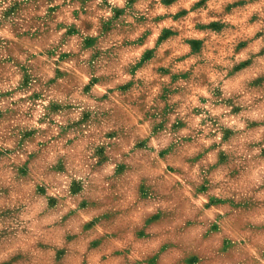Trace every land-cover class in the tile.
I'll return each instance as SVG.
<instances>
[{
    "label": "rangeland",
    "instance_id": "obj_1",
    "mask_svg": "<svg viewBox=\"0 0 264 264\" xmlns=\"http://www.w3.org/2000/svg\"><path fill=\"white\" fill-rule=\"evenodd\" d=\"M187 2L123 0L121 6L120 0H60L59 3L57 0H0V252L9 249V241L16 244L20 240L26 243V240L30 245L37 243L39 246L33 247L32 261L21 264H100V256L112 254L115 244L112 242L106 252L98 250L102 242L91 241L92 237L74 240L67 245L65 232L71 239L76 237V231L61 229V225L66 218V208L75 210L83 203V207L93 210L102 206L104 200L114 198L112 206L147 209L153 213L154 221L162 213L168 214V219L157 230V237L167 238V246L171 250L165 256V264H183L179 260L182 250H201L209 255L207 261L199 262L192 258L186 264H262L264 230L253 250L250 247L244 249V201L248 197L250 209L260 203L262 213L259 218H262L264 227V115L258 110L264 104V71H257L261 59H264V39L260 38L264 36V30L256 29L251 35L239 34L238 24L243 21V16L228 19L250 4L252 12L247 23L251 27L260 19L259 9L255 6L257 0H223L220 10L209 8L212 0H194L190 10L196 15L190 19L189 9L183 6L175 14L149 15L158 3L167 9ZM215 2L221 3V0ZM142 5H147V8L142 9ZM205 10L206 14H202ZM169 18L173 24L160 23ZM54 35H59V43L50 46ZM144 44L149 46L140 51L136 63L125 66L126 71L139 80L120 83L117 90L127 101L136 84L144 88L145 80H152L157 75L170 77L168 81L150 82L152 86L159 84L155 102L150 107L147 101L150 88L131 100L132 106L144 114L145 120L151 121L152 134L161 141L168 139V133L174 137L181 131L186 132L180 137L179 144L172 142L158 152L161 159H175L180 146L195 144L203 131L192 127L194 118L207 111L200 108L206 100L203 101L202 93L198 95L197 91L211 79L205 71L197 73V67L204 66V60L200 58H215L220 51L227 50V45L232 47L234 54L229 59L236 61V57L243 54L228 70L229 77H243L240 82L243 91H234L225 97L217 88L212 101L215 107L208 106L213 112L217 107L229 109L220 113L223 122L220 117L208 118L213 130L207 133L206 138L219 136L220 139L188 160L195 163L206 156L210 160L206 172L205 165H201L203 181L195 186L197 193L214 191L223 185L220 194L211 195L204 205L208 209H218L214 230L221 228L228 211L236 220L233 234L223 239L215 238L210 247L212 250H208L205 242L197 240V230L185 234L180 230L181 222L185 219L192 221L193 208L196 207L180 191L178 183H171L163 171L158 170L157 162L147 157L152 149L148 148L146 139L136 138L133 149L137 154L135 161L129 160L127 154L123 160L116 161L115 153L122 143L130 141L131 130L123 123L124 114L110 106L106 93L97 97L96 108L85 107L78 119L73 116L78 107L71 99L74 94L80 91V95L92 96L93 85L109 83L112 76H93L91 80L84 81L80 90L79 79L69 69L70 61H75L78 67L86 65L89 72L96 73L127 55H134L136 49ZM64 45L72 48L62 50ZM258 47L259 52L248 51ZM29 48L35 51L30 52ZM172 53L176 54L173 61L165 64ZM57 54L59 58L52 60ZM85 54L87 58L82 59ZM22 56L26 58L21 60ZM44 56L48 60L40 59ZM44 69L52 73L48 80L41 75ZM16 76L20 79L15 89L3 87ZM38 86L39 90H34ZM17 91L31 92V95L21 96L19 101L11 100ZM46 92L55 98L39 122L49 120L55 123L54 115L68 121L59 136L53 135L51 140L46 138L50 129H40L31 123L36 102L44 98ZM28 101L32 104L25 108ZM188 108L191 110H186ZM102 123L115 126L104 133L109 143L95 146L93 157L96 162L89 165V172L98 173L107 163L117 162L115 172L99 182L91 175L77 179L74 161L68 155L55 154L53 141H59L69 133H75L74 139L78 140L86 129L100 128ZM240 124L244 127L240 128ZM72 143L73 139L67 141V145ZM257 149L259 151L254 152ZM163 167L169 173L182 171L172 164H164ZM212 173L222 175L224 180L216 183L210 179ZM251 175L255 179H251ZM50 223L58 226L49 232L47 226ZM28 224L32 227L30 230L27 229ZM166 228L167 232L162 234ZM145 233L141 231L142 236ZM136 247L154 249L155 243H137ZM246 249L249 255L253 254L256 259L258 256L259 261L244 262ZM64 255L67 256L65 260ZM7 258L2 260L3 264H12Z\"/></svg>",
    "mask_w": 264,
    "mask_h": 264
},
{
    "label": "clouds",
    "instance_id": "obj_2",
    "mask_svg": "<svg viewBox=\"0 0 264 264\" xmlns=\"http://www.w3.org/2000/svg\"><path fill=\"white\" fill-rule=\"evenodd\" d=\"M59 3L60 0H57ZM121 6L123 5V0H120ZM194 2V0H188L187 3H184L183 5H174L170 8H164L159 3L156 6L155 11H152L149 13L150 16L154 17L156 15L165 13V12H171L175 14L178 9L183 6L184 8L189 9V19L196 15L195 12H192L191 4ZM223 3V0H221V3H216L215 0H212V2L209 4V8L212 9H221V4ZM259 11L257 12L260 19L256 21L255 23L251 24V27H249V24L247 21L249 20V16L252 12V7H250V4L245 5V8L241 10L237 15L229 16L228 19H234L237 16H243V21L239 23L240 30L237 32L239 34H245V35H251L253 34L256 29L264 30V0H257V3L255 5ZM142 9H146L147 5H142ZM207 10L204 11L202 14H206ZM111 13L109 12L108 15ZM163 25H171L174 23V21L171 20V18L161 21L160 22ZM188 27L191 28V23L188 24ZM4 35H7V33H4ZM136 35H139L137 33ZM261 39H264V36L260 37ZM59 43V35H54L51 39L50 46L53 44ZM26 47L27 44H25ZM149 45L144 44L141 45L136 51L134 52V55H127L122 60H120L118 63H115L114 65L102 69L101 71H98L96 73H91L87 70L86 65L82 67L76 66L75 61H70L69 63V69H71L74 73V75L79 79L81 83V89L83 87L84 81L91 80L93 76H99L102 74H107L112 76V79L109 83H98L94 84L91 91L93 93L92 96H83L80 95V91H77L74 96L71 98L72 102L77 104L78 107L75 109L73 116L74 118H79L80 114L84 111L85 107L90 108H96L98 104L97 97L104 96L106 93L107 96L110 98L111 104L110 106L112 108H116L120 110L124 114V121L125 127L129 130H131V139L128 143L121 144V148L118 152L115 153L116 161L123 160L125 158L124 154H127V158L129 160L135 161L137 159V154L133 152V149L136 145V138L139 137L140 139H146L148 141V148L152 149V151L148 152L146 155L147 157L154 159L158 164V170L163 171V174L168 177V180L173 183L180 186V191L187 197L189 203L202 210L206 211L204 209V205L209 202L208 198L215 194L218 195L221 192V188L223 185L221 184V187L216 188L214 191H209L207 193H197L195 186L202 183L203 176L201 175V165H205L204 171H207V165L210 163V160L207 158H202L201 160L196 161L195 163H189L188 160H190L193 156H195L197 153L204 151L205 149H208L214 142V140H219L220 137L217 136L215 138H206L207 133L210 130H213L211 128V121L208 119L209 116L212 117H220L221 121L223 122V118L220 116L221 112H227L229 109H226L224 107H217L216 111L213 112L208 106L212 105L215 107L212 103L214 96L213 93L215 89L220 88L223 95L225 97H228L232 94V92L237 91L241 92L243 91V88L241 86V80L243 79L242 76H236V77H229V68L237 61L240 60L243 56L241 54L240 56L236 57V61H233L229 59V57L233 56L232 47L230 45H227L226 51H220L215 58H200L204 60V66L203 67H197V73L200 71H205L207 75H211V79H209V83L200 86L197 94L199 95L202 93L201 98H203V101L206 100V103H202L200 108L206 109L207 111H202L199 116H196L194 118V122L192 123V127L195 129H202V133L199 137V139L196 141L193 145H182L179 148V151L176 154L175 159L172 157H166L165 159H161L158 155L159 151H162L163 149L167 148L170 143L175 142L179 144L180 137L185 135V131H181L180 133L175 134L173 137L172 133H168V139H165L161 141L157 136H154L152 134L151 130V121L145 120L144 114L140 112L137 108L132 106L131 100L134 99L136 96H138L141 92L146 91L150 88V94L147 97V101L149 104V107L155 102V96L157 94V86L159 84H156L154 86L150 85V82L153 80H161V81H168L170 79L169 76L161 77L160 75H157L152 80H145V87L141 88L139 84H136L134 88L132 89V92L130 94V99L125 101L123 96H121L120 92L117 90V86L120 83H128L132 80H139L137 76H133L132 73L126 71L125 66L128 64H135L136 61L139 59V53L143 49L147 48ZM153 47L155 45H152ZM65 48L71 49L72 47L69 45H64L63 49ZM29 51H35V49L29 48ZM163 51V49H161ZM248 51H254L259 52V47L256 49H249ZM38 55V53H37ZM175 53H172L171 56L167 58L165 61L166 63H170L173 61V57H175ZM26 56L20 57L21 60H24ZM59 58V54L57 56L53 57L52 60H56ZM87 54H85L82 59H86ZM42 60H48L47 56L40 57ZM49 65H51V61H49ZM219 66V67H217ZM139 71V70H138ZM257 71H264V59H261V66L257 69ZM44 80H48L52 73L50 71H47V69H44V71L41 73ZM20 77L16 76L13 80L10 81V83L4 85V88L7 89H15L17 87V82L19 81ZM39 90V86L37 89ZM28 95H31V92H16L12 97H10L11 100L19 101L20 97H26ZM54 95L48 94L47 92L44 95V98H41L36 102L35 110L33 112V119L31 121L32 125L35 127H38L40 129H50V132L47 135V139L51 140L52 136H59L60 130L62 127H66L68 121L66 119H62L60 115H54L52 119L55 121V123H50L49 120H44L43 123H40L42 117L45 116L46 107L49 105V103L54 99ZM60 99H64L63 97H60ZM192 99V91L191 94L188 96V100L191 101ZM251 102V101H249ZM108 102H105L107 104ZM32 104L31 101H28L27 104L24 105L25 108L29 107ZM192 104V103H191ZM190 111L191 109H186ZM261 111V114L264 115V104L261 105V107L258 109ZM202 121H205V123H202ZM115 125L108 126L104 123H102L100 128L96 127H90L84 131L83 137L76 140L74 139L75 133H69L67 136L63 137L59 141H53V148L55 149V154L57 155H68L71 157V159L74 161L73 167L75 169V174L77 179H83L87 175H91V177L96 181H101L102 178L106 175H113L115 172V169L117 167V162H109L107 163L102 171L98 173H90L89 172V165L96 162L95 158L93 157V153L95 152V146L99 144H106L109 143L107 138L104 137V133L107 131H111L112 127ZM240 128H243L244 125L240 124ZM190 131V130H187ZM91 134V135H90ZM69 139H73V143L71 145H67V141ZM67 145V147H65ZM11 147V145H8ZM218 151V150H217ZM259 150H254V152H258ZM208 155H211L210 153ZM164 164H172L174 167L181 169L182 171L172 172L169 173L166 168L163 167ZM251 179H255L254 176H250ZM210 179L214 180L216 183H221L224 180V177L222 175H217V173H212L210 175ZM104 183H107V181H104ZM36 227V225H33ZM21 246L19 244H14L11 248H9L7 251L0 252V261L3 259H6L11 252L15 250L16 247ZM262 264H264V261H262Z\"/></svg>",
    "mask_w": 264,
    "mask_h": 264
},
{
    "label": "crops",
    "instance_id": "obj_3",
    "mask_svg": "<svg viewBox=\"0 0 264 264\" xmlns=\"http://www.w3.org/2000/svg\"><path fill=\"white\" fill-rule=\"evenodd\" d=\"M82 197L83 194L80 196L81 201H83ZM108 200H104L102 206L93 210L83 207L82 202V205H80V207L76 208L75 210L66 208V218L64 217L62 221L63 223L61 225V229L65 228L66 230L76 231V234L74 235L76 237H73L74 239H70L69 235L66 234L67 232H65V243L67 245H71L74 240H86L92 237L91 241L97 240L102 242L98 250L100 252H106V250H109L108 248H110L109 246L113 242L116 248L113 250L112 254L109 251L108 255L105 253L102 254L98 259V263L100 264H165V256L171 250L168 249L167 238L162 239V237H157V230L158 228H161L164 221L168 219V217H166L168 214L162 213L161 217L154 221L153 213L148 212L147 209L139 208L131 210L130 208L115 207V205H111V203H115L114 198L111 201L110 199ZM245 200L244 237L246 239V245H244V249L246 247H250L253 250V248L256 247L255 242L258 241L259 234L261 236V231L264 230L261 222L262 218H259L262 210H260V203H257L253 209H250L248 197H246ZM193 209L192 221L185 219L183 222H181L180 230L183 232V234L191 230H197L199 233L197 240L205 242V244L208 245V250H212L210 247L213 245V240L215 238H227L236 230V220H234V216H232L229 211L225 214V219L222 221L223 224L221 223L220 225L221 228L218 231H215L214 225L218 218V209H216V207L212 209L204 207L206 211H202L198 208ZM147 213H149V215ZM57 226V224L50 223L48 224L47 229L50 232ZM31 228V225L28 224L27 229L30 230ZM142 230L146 232L144 236L141 235ZM166 230L168 229L166 228L165 231H161V233L163 234L167 232ZM111 232L113 233L111 237H109ZM255 232L257 234H255ZM33 235L31 236L29 234V236L32 238ZM25 242L26 243L20 240L16 243L21 246L16 247L15 250L9 254L7 258L9 259V262H13L12 264H21L23 262L28 263L32 261L33 254H31V252L35 249L33 247L39 245L37 243L30 245L26 240ZM149 242L155 243L154 249L144 247L141 250L139 249L140 246L136 247L137 243L138 245H146ZM1 245L2 244L0 243V247ZM7 245L9 248H11L14 243L11 244L9 241ZM213 251L215 252V250ZM246 251L248 252L247 256L244 258V262L259 261L258 256L256 259L253 254L249 255L248 249H246ZM216 252H218L217 249ZM192 258H196V260L199 262H204L207 261L209 255H207L206 252H201V250H195V252H193V250H182V257L179 260H182L183 264H186V262ZM65 259H67V256L64 257V260ZM55 262L57 261L54 257V263Z\"/></svg>",
    "mask_w": 264,
    "mask_h": 264
}]
</instances>
